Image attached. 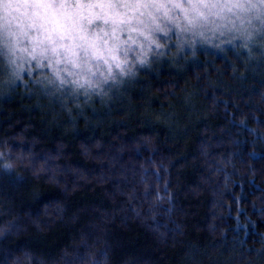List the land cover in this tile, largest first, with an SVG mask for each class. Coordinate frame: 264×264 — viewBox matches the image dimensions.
Wrapping results in <instances>:
<instances>
[{
  "label": "trees",
  "instance_id": "trees-1",
  "mask_svg": "<svg viewBox=\"0 0 264 264\" xmlns=\"http://www.w3.org/2000/svg\"><path fill=\"white\" fill-rule=\"evenodd\" d=\"M225 41L109 113L0 78V264H264V47Z\"/></svg>",
  "mask_w": 264,
  "mask_h": 264
},
{
  "label": "snow or ice",
  "instance_id": "snow-or-ice-1",
  "mask_svg": "<svg viewBox=\"0 0 264 264\" xmlns=\"http://www.w3.org/2000/svg\"><path fill=\"white\" fill-rule=\"evenodd\" d=\"M218 21L248 26L244 39L226 41L231 47H264V0H0V78L10 88L88 100L136 76L141 69L128 67L136 47L154 57L173 48L195 55L196 37L225 26ZM143 55L141 66L152 63Z\"/></svg>",
  "mask_w": 264,
  "mask_h": 264
},
{
  "label": "rangeland",
  "instance_id": "rangeland-1",
  "mask_svg": "<svg viewBox=\"0 0 264 264\" xmlns=\"http://www.w3.org/2000/svg\"><path fill=\"white\" fill-rule=\"evenodd\" d=\"M218 23L225 25L224 27H218L216 28L215 31L211 30H206L205 35L203 37H196V39H202V42L204 43H214V41H225L229 40L232 37H240L241 39H244L245 37L243 36V29L247 28V25H241L240 21H236V26L234 27L232 24H228L226 21H218ZM248 31H251V28H248ZM188 39L191 40L193 37L191 34H186ZM234 42V41H233ZM226 43V41H225ZM166 48L165 46H161L159 51H165ZM144 52L143 58L145 61H152V63L147 64L146 66H141L137 60V56L141 53ZM178 56V57H177ZM179 58V55H177L176 50L173 48L172 51H168L167 55L165 56H159V57H154L152 52L147 50V49H140L139 47L135 48V51L133 53L129 54V65L128 67H131L134 71L137 68L142 69H151L153 65L157 64H175L177 63V59ZM140 70V71H141ZM139 71V72H140ZM139 72H137L136 76L132 79L129 80L128 76H120V79L122 80H127L128 82L126 84H123L119 86L118 88H113L112 91L108 92L107 95H104L101 93L98 96H93L92 98L96 103H98V106H104L106 109V112L109 113L111 109H113L116 106L117 101H122V96L124 95L125 92H127L130 84L135 81V78L139 76ZM51 75V73H49ZM111 83V80L108 81ZM103 86V85H102ZM93 91H99V88L93 89ZM110 105V106H109ZM109 106V107H108ZM92 110L95 111L93 107L89 108V111L92 112ZM99 111V110H98Z\"/></svg>",
  "mask_w": 264,
  "mask_h": 264
}]
</instances>
